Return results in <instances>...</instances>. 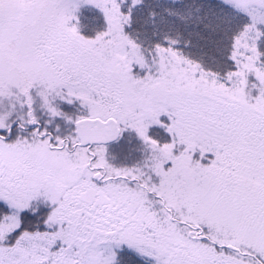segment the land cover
<instances>
[{
  "label": "snow or ice",
  "instance_id": "1",
  "mask_svg": "<svg viewBox=\"0 0 264 264\" xmlns=\"http://www.w3.org/2000/svg\"><path fill=\"white\" fill-rule=\"evenodd\" d=\"M0 264H264V0H0Z\"/></svg>",
  "mask_w": 264,
  "mask_h": 264
}]
</instances>
